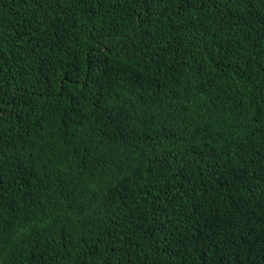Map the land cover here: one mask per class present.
<instances>
[{
  "label": "trees",
  "instance_id": "16d2710c",
  "mask_svg": "<svg viewBox=\"0 0 264 264\" xmlns=\"http://www.w3.org/2000/svg\"><path fill=\"white\" fill-rule=\"evenodd\" d=\"M0 264H264V0H0Z\"/></svg>",
  "mask_w": 264,
  "mask_h": 264
}]
</instances>
